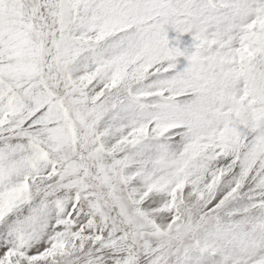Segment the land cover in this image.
I'll use <instances>...</instances> for the list:
<instances>
[{
  "label": "snow or ice",
  "instance_id": "6c2138e0",
  "mask_svg": "<svg viewBox=\"0 0 264 264\" xmlns=\"http://www.w3.org/2000/svg\"><path fill=\"white\" fill-rule=\"evenodd\" d=\"M0 264H264V0H0Z\"/></svg>",
  "mask_w": 264,
  "mask_h": 264
},
{
  "label": "rangeland",
  "instance_id": "374dc122",
  "mask_svg": "<svg viewBox=\"0 0 264 264\" xmlns=\"http://www.w3.org/2000/svg\"><path fill=\"white\" fill-rule=\"evenodd\" d=\"M166 31L168 33V38H169V42H170V46H177L176 44V40H177V34L175 33V31L171 28L168 27L166 28ZM180 39V44L179 47H181V50H183V48H190L191 44H192V40H191V36L186 34L182 37L179 38ZM178 68L182 70L183 67L186 66V60H184L183 57L178 58Z\"/></svg>",
  "mask_w": 264,
  "mask_h": 264
}]
</instances>
